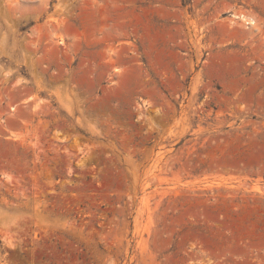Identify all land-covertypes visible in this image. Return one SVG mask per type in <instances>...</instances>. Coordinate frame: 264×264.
Instances as JSON below:
<instances>
[{"label": "rangeland", "instance_id": "rangeland-1", "mask_svg": "<svg viewBox=\"0 0 264 264\" xmlns=\"http://www.w3.org/2000/svg\"><path fill=\"white\" fill-rule=\"evenodd\" d=\"M0 264H264V0H0Z\"/></svg>", "mask_w": 264, "mask_h": 264}, {"label": "bare ground", "instance_id": "bare-ground-1", "mask_svg": "<svg viewBox=\"0 0 264 264\" xmlns=\"http://www.w3.org/2000/svg\"><path fill=\"white\" fill-rule=\"evenodd\" d=\"M246 14V13H245ZM244 12L243 13H239L238 15H234L235 18H238V19H242L244 20L245 22H247L249 20V22L247 24H254L255 21L253 20V18L251 17H248L247 15H245ZM12 109H14V107H12Z\"/></svg>", "mask_w": 264, "mask_h": 264}]
</instances>
